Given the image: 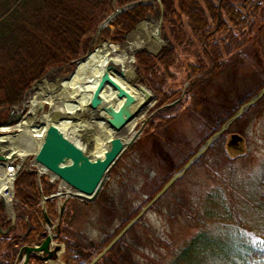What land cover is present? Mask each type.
<instances>
[{
	"label": "trees",
	"instance_id": "trees-1",
	"mask_svg": "<svg viewBox=\"0 0 264 264\" xmlns=\"http://www.w3.org/2000/svg\"><path fill=\"white\" fill-rule=\"evenodd\" d=\"M136 1L145 0H0V127L6 126L8 109L21 102L33 82L49 70L71 68L73 64L71 69L81 72V82L89 91L94 90L99 103L107 104L114 97L117 80L122 77L126 87L120 109L123 105H136L146 114L155 97L139 82L133 57L127 63L132 55L129 51L146 46L134 59L146 73L151 88L159 94L157 108L161 109L149 117L146 125L148 130L158 129L162 120L191 106L189 91L198 83L195 77L205 70L204 59L215 62L225 58L236 50L238 42L249 43L264 34V0H159L120 14L106 26L112 30L108 39L93 37L86 53L70 63L77 58L84 37L96 26L106 8L117 9ZM159 20L160 33L156 40ZM101 30L98 28L99 33ZM175 47L186 51L182 53L184 64L181 66L190 71L194 80L175 106L163 109V105L178 99L180 94L179 88L172 90V84L164 89L163 77L159 76V72L169 74V67L178 56ZM153 51L157 52L151 54ZM186 58L193 60L188 62ZM122 65L119 72L118 67ZM105 66L109 75L102 73ZM212 153L209 148L207 160L213 158ZM204 167L206 179L211 183L208 191L193 203L180 197L171 200L185 223L200 232L172 249L167 264H198L207 244L205 228L208 224L241 223L233 219L238 218L237 205L243 212L244 209L259 212L264 222V162L251 196L243 193L228 166L212 159ZM38 182L34 174L18 171L13 181V196L24 218L17 219L12 228L2 217L0 204V264H13L19 248L40 244L48 235L44 227L53 225L56 226L54 241L64 245L63 264L89 263L92 258L88 247L68 240L69 226L77 210L70 213L64 209L56 221L55 200L44 203L46 212L41 208V197L52 194L54 186L45 176H40ZM102 202L105 206L112 204L108 197H102ZM236 262L232 264H264V246L243 242ZM27 264H42V261L30 254ZM95 264L136 263L128 249L117 247Z\"/></svg>",
	"mask_w": 264,
	"mask_h": 264
},
{
	"label": "rangeland",
	"instance_id": "rangeland-1",
	"mask_svg": "<svg viewBox=\"0 0 264 264\" xmlns=\"http://www.w3.org/2000/svg\"><path fill=\"white\" fill-rule=\"evenodd\" d=\"M114 9L106 8L96 26L84 37L77 58L70 63L86 53L93 37L97 36L98 39L103 40L112 35V30L108 27H105L100 33L98 28ZM160 24L159 20L156 40L159 38ZM260 38H253L245 44L238 42L235 51L215 62L204 59L205 70L195 77L198 83L189 91L188 101L191 106L174 112L161 121L158 129L153 130L146 129V125L149 117L156 110L161 109V107L157 108V101L160 97L149 85L146 73L136 63L134 59L136 53L133 55L139 82L152 92L155 103L134 127V131L140 130V133L109 170L102 190L92 202L85 203L71 197L55 199L58 208L64 205V209L70 213L77 210L75 220L69 226L68 240L70 242H77L88 247L91 251V258H93L97 251H101L108 244L109 239L123 228L127 223L124 221H128L130 218L132 220L153 198L157 193L156 190L161 189L226 120L248 102L260 88H263L264 34ZM151 42L154 43V40ZM143 47L146 50V46ZM175 48L178 56H176L174 64L169 67L170 75L159 72V76L163 77V88L167 89V86L172 84V90L179 88L180 97L194 77L189 70L182 67L184 64L183 54L186 51L182 52L180 47ZM121 49L123 50V48ZM156 52L153 51L151 54ZM192 60L187 59L188 62ZM71 68L67 66L49 70L46 72L45 75H48L45 78L52 83L56 78H65L79 72ZM103 73L109 75L106 66ZM81 75L80 72L79 80H81ZM35 82L30 85V90ZM117 86L118 89L113 98H118V104L113 112L122 116L129 109L139 108L136 105H123L120 109L119 103L123 96L121 93L125 86L122 78L117 80ZM89 92L96 96L93 89ZM30 94L32 95V93ZM30 94L27 92L26 95H22V102L19 105L21 107L19 112L24 110L22 114L29 110ZM104 105L108 106L109 103ZM44 106L42 112L46 115L47 108ZM9 110L13 111L8 109V113ZM35 124L42 127L39 120H36ZM6 133L8 136H16L18 132L15 130L12 133ZM0 134L3 135V133ZM69 138L75 142L72 137L69 136ZM79 146L84 147L81 143ZM209 148L213 150L211 160L216 159L219 164L228 166L230 175L238 181L243 193L246 196H251L261 164L264 162V93L232 122ZM130 150L131 153L128 154ZM207 150L168 186L164 193L123 233L107 253L118 247L123 250L128 249L136 264H167L172 249L182 246L184 242L200 232L197 227L185 223L179 209L172 206L171 200L180 197L193 203L211 187L204 171V166L211 162L210 159L207 160ZM31 155L24 158V163L15 157V163L20 162L24 166L21 170L29 172L26 169L32 171L41 169L33 162ZM44 176L46 181L54 186L52 193L57 190L72 192L71 189L62 186L58 180L47 175ZM102 197H108L112 204L105 206ZM0 202L2 217L6 221L15 222L24 217L22 210L13 199L11 201L13 216L8 212L2 200ZM238 209H240L237 213L238 218L233 219H238L241 223L207 225L205 228L206 249L203 250L202 259L198 264H232L237 261L240 245L243 242L258 247L264 246V231H262L264 222H262L260 213L248 209H244L243 212L242 208L237 205L236 210ZM45 229L51 238L50 242L53 243L49 248L54 253V258L50 256L43 263L63 264V245L54 241L56 228L53 230V227H45ZM55 245H58L61 250L57 248L55 251ZM38 254L46 257L44 253ZM18 260L19 257L16 258L14 264Z\"/></svg>",
	"mask_w": 264,
	"mask_h": 264
},
{
	"label": "bare ground",
	"instance_id": "bare-ground-1",
	"mask_svg": "<svg viewBox=\"0 0 264 264\" xmlns=\"http://www.w3.org/2000/svg\"><path fill=\"white\" fill-rule=\"evenodd\" d=\"M132 57L133 54L130 56L127 63L131 61ZM122 67L123 65L118 67L119 72H121ZM104 69L105 67L103 68L102 73L104 72ZM79 74L80 72H77L65 78H56L52 83L45 78L48 74L44 75L41 79H44L43 81L39 80L35 82L32 85L33 88H31V90L29 88L30 91L27 90L29 94L32 93V95L30 94L31 98L28 103V112L23 114L22 112L24 110L19 112L21 108L19 105L22 100L11 108L13 110L11 120L17 115H20V118L16 123L8 126V128L3 127L0 130L3 133V135L0 136L1 151L6 157H9L10 155L13 158L17 157L20 159L21 163H24V158L29 154H32L31 156L34 157L41 147L45 132L49 126L55 127L58 132L75 145L79 146L81 143L84 146L82 149L92 157L102 158L105 144L111 139H118L123 145L135 141L132 140L135 133L134 127L141 119H143V115L145 114L144 111L140 107H135L124 112L122 116L115 114L113 110L118 104V98L110 99L108 106L99 103L96 96H94L93 93H90L81 80H79ZM125 87L126 82L121 96ZM43 105L47 108L46 115L42 112ZM28 118V122L25 123ZM36 120L41 121L42 127L35 124ZM9 129H11L9 131L10 133L17 130L18 133L16 136H8L5 132ZM69 136L72 137L75 142H73ZM18 167L24 166L19 164ZM41 170L42 168L37 171L40 172ZM10 183V175L5 174L0 170V201L2 200L3 204L6 205L8 212L13 216L14 214L11 212V201L13 199L17 204L18 202L13 196V189L11 190L12 185ZM61 185L64 186L63 184ZM47 197L49 196H46L45 198ZM46 201H43L41 197V208L44 212H46L44 208V203ZM61 207H64V205ZM61 207L58 208L57 206L58 217L56 221L64 211V208H62L61 211ZM9 223V228H12L15 222L11 221ZM52 227L55 228L56 226L53 225ZM45 231L47 232L46 229ZM44 241L45 239L38 245L19 248L16 252L14 263L16 258L19 257L16 264H25L28 256L30 254L34 255L35 252L30 253L26 259L24 248H39L44 244ZM49 247L50 246L48 245V251L51 250ZM58 249H60L59 246ZM21 252H23V254H20ZM36 253L38 254L41 252ZM42 264L45 263L42 262Z\"/></svg>",
	"mask_w": 264,
	"mask_h": 264
},
{
	"label": "water",
	"instance_id": "water-1",
	"mask_svg": "<svg viewBox=\"0 0 264 264\" xmlns=\"http://www.w3.org/2000/svg\"><path fill=\"white\" fill-rule=\"evenodd\" d=\"M153 1L159 3V0H145L128 3L118 7L117 9H114V11L104 22L100 24L99 28L104 29L106 26H108L107 24H109L111 21H113L125 11L131 10L134 7L144 5ZM144 50V47H140L129 51V53L134 55L135 53ZM73 63L74 61L72 62V64ZM263 93L264 87L257 93H255L253 96H251L248 102H246L228 120H226L219 127V129L214 132L199 147L197 152L186 162V164L177 173H175L168 180V182L153 196V198L141 209V211L135 217H133V219L130 220L118 232V234L87 264H95L100 258H102L106 254V252L116 243V241L123 235V233L143 214V212L147 210L149 206L164 193L168 186L177 178H179L183 174L185 169L190 166L193 162H195L200 157V155H202L206 151V149L218 138V136L222 134L232 122H234L238 117H240L248 109V107L254 101H256ZM182 96L183 93L178 99L174 100L169 104L164 105L163 109H168L170 107L175 106ZM11 117L12 111L9 113V117L7 120L8 126L13 123H16L19 120L20 115L15 116L12 120ZM10 130L11 129H9L8 131ZM139 133L140 130H137L134 133L132 140H135ZM132 143L133 141L126 145H123L118 139H111L105 144L102 158L92 157L90 156V154L86 153L84 149L70 142L64 135L58 132L55 127L49 126L45 132L43 142L41 144V147L39 148V151L33 157V162L37 164L38 167L40 166L42 170L40 172L32 171L30 169L26 170L31 173H34L37 177H40L41 175L50 176L51 178L58 180L61 184L71 189L72 191L71 193L60 192V190H57L54 194L49 195V197L47 198L42 197L43 201L58 199L62 197L64 199H67L71 197L83 202H92L98 196L104 182L108 178L107 174L109 170ZM11 158V155L9 157H6L2 153L0 141V163L6 162L8 159ZM43 172H45V174H43ZM62 208L63 207H61V211ZM50 240L51 238L47 236L44 241V244L39 248L25 247V258L27 259V256L30 253L43 252L47 254V256H39V258L43 261L49 259V257L52 256V252L47 250V246L49 245ZM57 248L58 247L55 246L54 250L56 251Z\"/></svg>",
	"mask_w": 264,
	"mask_h": 264
},
{
	"label": "built area",
	"instance_id": "built-area-1",
	"mask_svg": "<svg viewBox=\"0 0 264 264\" xmlns=\"http://www.w3.org/2000/svg\"><path fill=\"white\" fill-rule=\"evenodd\" d=\"M0 170H2L5 174H9L10 175V181L12 182V180L14 179V177L17 173L18 165L15 163V159H12L9 162L1 163L0 164Z\"/></svg>",
	"mask_w": 264,
	"mask_h": 264
},
{
	"label": "flooded vegetation",
	"instance_id": "flooded-vegetation-1",
	"mask_svg": "<svg viewBox=\"0 0 264 264\" xmlns=\"http://www.w3.org/2000/svg\"><path fill=\"white\" fill-rule=\"evenodd\" d=\"M262 87H264V85H263ZM260 89H261V88H260ZM260 89H259V90H260ZM127 223H128V222H127ZM127 223H126V224H127ZM126 224H125V225H126ZM125 225H124V226H125ZM124 226H123V227H124ZM117 234H118V233H117ZM117 234H116V235H117ZM116 235H115V236H116ZM115 236H114V237H115ZM114 237H113V238H114ZM113 238H112V239H113ZM112 239H111V240H112ZM111 240H110V241H111ZM110 241H109V242H110ZM109 242H108V243H109ZM97 254H98V253H97Z\"/></svg>",
	"mask_w": 264,
	"mask_h": 264
}]
</instances>
